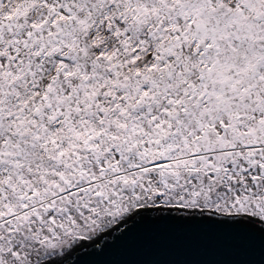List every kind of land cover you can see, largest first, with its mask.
Listing matches in <instances>:
<instances>
[{
    "label": "snow or ice",
    "instance_id": "obj_1",
    "mask_svg": "<svg viewBox=\"0 0 264 264\" xmlns=\"http://www.w3.org/2000/svg\"><path fill=\"white\" fill-rule=\"evenodd\" d=\"M144 217L264 237V0H0V264Z\"/></svg>",
    "mask_w": 264,
    "mask_h": 264
},
{
    "label": "water",
    "instance_id": "obj_2",
    "mask_svg": "<svg viewBox=\"0 0 264 264\" xmlns=\"http://www.w3.org/2000/svg\"><path fill=\"white\" fill-rule=\"evenodd\" d=\"M84 248L75 264H264V237L258 233L163 217L142 218L102 250Z\"/></svg>",
    "mask_w": 264,
    "mask_h": 264
},
{
    "label": "rangeland",
    "instance_id": "obj_3",
    "mask_svg": "<svg viewBox=\"0 0 264 264\" xmlns=\"http://www.w3.org/2000/svg\"><path fill=\"white\" fill-rule=\"evenodd\" d=\"M85 243H87V242H85V241H80V244H85Z\"/></svg>",
    "mask_w": 264,
    "mask_h": 264
},
{
    "label": "flooded vegetation",
    "instance_id": "obj_4",
    "mask_svg": "<svg viewBox=\"0 0 264 264\" xmlns=\"http://www.w3.org/2000/svg\"><path fill=\"white\" fill-rule=\"evenodd\" d=\"M81 245H84V246H85V245H87V243H85V244H81ZM78 247H79V246H78Z\"/></svg>",
    "mask_w": 264,
    "mask_h": 264
}]
</instances>
